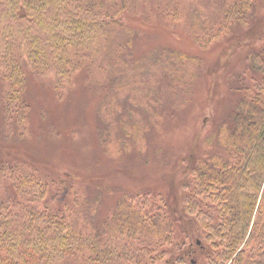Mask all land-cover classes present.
<instances>
[{"label":"trees","instance_id":"obj_1","mask_svg":"<svg viewBox=\"0 0 264 264\" xmlns=\"http://www.w3.org/2000/svg\"><path fill=\"white\" fill-rule=\"evenodd\" d=\"M159 1L174 26L186 11V31L202 47L232 35L233 47L248 44L226 80L238 93L231 114L203 137L199 154L177 160L178 195L132 191L100 218L99 199L86 191L100 188L93 178L0 159V264H264V31L256 22L264 0H209L210 15L199 0ZM147 2L0 0V138L27 130L29 73L58 94L81 68L107 80L105 117L120 108L121 92L130 112L147 107L154 67L166 90L187 94L197 57L168 48L134 56L137 31L126 16Z\"/></svg>","mask_w":264,"mask_h":264},{"label":"rangeland","instance_id":"obj_2","mask_svg":"<svg viewBox=\"0 0 264 264\" xmlns=\"http://www.w3.org/2000/svg\"><path fill=\"white\" fill-rule=\"evenodd\" d=\"M199 1L205 7L204 13L209 14V0ZM157 3L161 1L148 0L138 15L126 16L137 31L134 56L146 58L157 49L168 48L197 57L187 67L193 73L187 94L174 95L166 90L163 73L160 76L154 67L158 81L150 79L155 85L150 88L147 107L140 104L136 112H130L131 101L121 92L115 98L120 108L114 116L108 113L105 117L99 104L110 86L107 80H96L81 68L58 94L50 80L29 73L25 92L27 130L22 138L13 134L6 142L0 138V159L27 158L53 177L67 172L93 178L100 188L89 187L86 191L100 201L97 218L121 195L132 191L161 192L170 198L178 195L181 179L177 160L191 152L200 153L203 137L221 117L231 114L238 95L226 80L241 69L248 44L241 45L240 41L233 47L237 37L232 35L202 47L186 31V11L179 14L174 26L163 10L157 9ZM256 19L259 31H264V1Z\"/></svg>","mask_w":264,"mask_h":264}]
</instances>
